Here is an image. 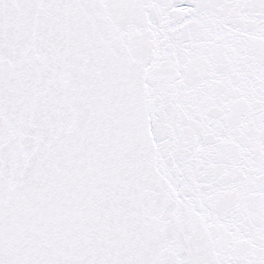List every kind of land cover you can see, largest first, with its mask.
<instances>
[{
  "label": "snow or ice",
  "instance_id": "snow-or-ice-1",
  "mask_svg": "<svg viewBox=\"0 0 264 264\" xmlns=\"http://www.w3.org/2000/svg\"><path fill=\"white\" fill-rule=\"evenodd\" d=\"M0 264H264V0H0Z\"/></svg>",
  "mask_w": 264,
  "mask_h": 264
}]
</instances>
